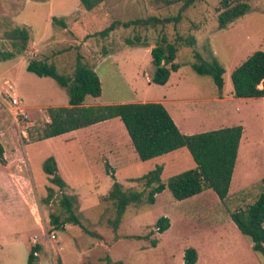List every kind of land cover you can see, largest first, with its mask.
Wrapping results in <instances>:
<instances>
[{
	"label": "rangeland",
	"instance_id": "374dc122",
	"mask_svg": "<svg viewBox=\"0 0 264 264\" xmlns=\"http://www.w3.org/2000/svg\"><path fill=\"white\" fill-rule=\"evenodd\" d=\"M221 1L198 2L176 26L119 27L103 37L99 32L114 20L170 16L178 12L180 5L165 6L154 0H107L87 10L80 0H0V54L5 56L0 60L1 141L10 159H26L28 146L37 186L33 203L37 217L40 213L46 221L47 235L35 222L28 233L40 236L44 247L37 255L43 264H105L103 258L107 255L125 264H184V251L189 247L198 250L196 264H264V255L253 248L252 239L240 231L230 215L255 202L262 191L264 98L234 97L226 105L241 108L226 109L217 118L218 125L244 126L242 153L239 150L234 170L237 177L233 180L236 182L233 189L239 188L232 191L225 203H219L211 189L177 200L167 188L156 196L154 204L146 201L131 204L114 231L108 223L114 216V204L102 201L114 181L120 182L124 189L143 190V182L133 179L143 177L165 162L162 181L166 183L170 177L195 167L189 150L183 147L157 159L142 161L118 117L103 123L96 132L86 127L54 140L42 139V131L50 121L48 109L63 106L69 93L54 78L41 77L27 69L28 63L36 58L53 62L61 73L73 75L77 57L81 55L101 78L104 99L170 100L168 106L174 114L190 110L191 121L200 122V116L209 112L207 109L193 112L202 108L199 102L234 96L233 70L254 52L264 50V0H248L251 8L225 28L218 21ZM14 26L30 31L29 47L23 53L17 52L5 38V31ZM188 34L196 36L195 46L178 43L179 35ZM163 35L171 42L177 41L175 61L181 65L172 73L167 86L146 82L155 73L152 48ZM135 36H140L147 45L128 43ZM196 51L207 60L216 58L226 68L223 89L209 75L193 68ZM108 54L112 55L102 58ZM14 97L23 102L9 106ZM187 99L194 103L193 110ZM86 100L94 103L96 98L88 96ZM50 155L58 160L60 174L67 183L65 191L79 194L80 216L95 234L74 224H67L61 230L52 229L49 221L52 207L44 198L49 186L58 192L59 187L51 183L44 170V161ZM86 160L91 163L92 172L84 164ZM0 163L6 164V156L5 163L1 160ZM145 191L147 194L149 189ZM162 216L170 218L171 226L164 233L158 230L151 233V238H159L157 246H152L147 238L130 237L148 234ZM3 228L0 223V229ZM15 258L17 264L22 263Z\"/></svg>",
	"mask_w": 264,
	"mask_h": 264
},
{
	"label": "trees",
	"instance_id": "16d2710c",
	"mask_svg": "<svg viewBox=\"0 0 264 264\" xmlns=\"http://www.w3.org/2000/svg\"><path fill=\"white\" fill-rule=\"evenodd\" d=\"M87 10H92L107 0H80ZM202 0H154L156 4L172 6L179 4L176 14L159 17L156 15L130 20H114L110 25L99 32L103 37L119 27H166L178 25L185 13ZM251 5L248 0H222L218 8V21L221 28L227 27L234 19L244 15ZM5 38L14 49L23 53L29 47L30 31L26 27L14 26L5 31ZM134 45L136 43L147 45L140 36L127 40ZM178 43L195 46L197 38L193 34L179 35ZM177 41L171 42L165 35L152 48V62L155 73L150 82L164 85L172 72L180 69L176 62L179 50ZM2 57V58H1ZM5 56H1L0 60ZM196 59L193 68L200 74L209 75L216 85L223 89L225 85L224 74L226 68L215 58L207 60L196 51ZM27 69L38 76L52 77L61 86L68 89L69 105L53 106L48 109L50 121L46 123L42 131V139L55 137L64 133L82 129L101 121L119 117L124 123L132 144L140 160L147 161L161 155L186 147L196 166L185 170L162 181L163 167L148 172L139 179L144 184L143 190L133 188L124 189V186L114 181L109 193L102 197L103 202L110 201L114 204V216L108 220L110 228L117 231L124 220V216L131 204H142L144 201L154 204L156 196L169 189L177 200H185L201 193L205 188H212L220 200H226L232 181V176L238 156V150L244 127L242 125L225 126L219 129L204 131L195 134L183 133L168 109L161 102H124L107 105H84L88 96L99 97L102 94L101 79L93 68L78 55L73 75L61 73L57 65L47 60L32 59ZM233 95L235 97L250 98L264 97V50L254 52L241 65L232 72ZM2 127L0 125V160L5 163V150L1 141ZM44 170L49 175L52 184L59 187H48V195L44 202L52 207L49 213V221L52 229H64L67 224L78 225L87 233L95 234L84 224L81 211V199L77 193L65 191L67 183L61 176L57 159L50 155L44 161ZM113 177L114 173L110 172ZM262 191L257 200L246 208L231 212V218L240 231L249 236L253 241V248L264 255V177L261 180ZM145 189H149L146 194ZM171 226L170 218L162 216L156 221L155 229L146 235H133L137 239L147 238L152 246H157L159 238H151V233L158 230L164 233ZM42 248L41 244L31 246L27 264H39L36 252ZM184 264H196L199 253L195 247H189L184 251ZM105 264H125L121 260H114L110 255L103 258Z\"/></svg>",
	"mask_w": 264,
	"mask_h": 264
},
{
	"label": "crops",
	"instance_id": "0c3cea01",
	"mask_svg": "<svg viewBox=\"0 0 264 264\" xmlns=\"http://www.w3.org/2000/svg\"><path fill=\"white\" fill-rule=\"evenodd\" d=\"M111 55L112 54H108L107 55L108 57L103 56L102 58L106 59V58H109ZM146 82H148L149 84L151 83L149 79L148 80L146 79ZM168 82L166 84H164V86H167ZM101 83H102V81H101ZM103 94H104V90L102 87L101 96L96 97V101L94 103H89V102H87V100H85L84 105L88 106V105H107V104L124 103V102H150V101H135V97H133L131 99H112V98L107 97V99H104ZM234 97L235 96H227V97H223V98H221V97L207 98L204 100V102H202V101L199 102V103H201L202 108H200L198 111H195L192 109L194 103H192L191 99H187L188 100L187 103H191L190 109H192L193 112L199 113L205 109H207L209 112V113H206V114L200 116V122L196 121V123L195 122L193 123L191 121V114L189 112L190 110L187 111L185 109L183 111V113L177 112L176 114H174V111H172L171 108L168 106V103L170 104V100H167V101L163 100L160 102L163 103L165 105V107L168 109L171 116L173 117L176 124L178 125V127L180 128V130L183 133L195 134V133H200V132H204V131H209V130H214V129H219V128L225 127L223 125H218L219 121L217 118L220 117L221 112L225 111L226 109L237 110V109L241 108L240 106L229 107L226 105V103H228L230 101H234L235 100ZM238 98H242V97H238ZM250 98H257V97H250ZM258 98H264V97H258ZM138 100H142V99H138ZM157 102H159V101H157ZM64 105H69L68 100ZM174 108L177 109V107H174ZM115 118H117V117H115ZM113 119L114 118L108 119L105 121H101V122H98L96 124L90 125L88 127H90V129H92L94 132H96L99 128L103 127L102 126L103 123H105L109 120H113ZM234 125H242V124H234ZM226 126H233V125H226ZM74 131H76V130H74ZM125 131L128 134L127 129ZM70 132H72V131H70ZM67 133H69V132H67ZM63 135H66V133L59 135V136H63ZM59 136L50 137L47 139L54 140L55 138H57ZM128 136H129V134H128ZM129 138H130V136H129ZM243 138H244V132H243L242 139H241L240 146H239L240 153H242L241 143L243 141ZM130 140H131V138H130ZM27 147L28 146L25 147V152L27 155L26 159L22 160L19 157H17V158L13 157L10 159L8 157V152L6 150L5 151L6 164L0 163V223H1V225L3 224V226H4L3 229H0V231H1L0 232V255H1L0 256V259H1L0 264H17L15 257H17L20 261H22V263H20V264H27L28 255L30 253L32 243L41 244L42 245L41 249H43L44 245L39 240L40 236L37 234L31 235L30 233H28L30 230V227L32 226L31 223L33 224L35 222V224L39 225L41 227V229L44 231L45 236L47 235L46 221L43 219V223H42L40 221V217L39 216L37 217V214L35 212V205L33 203V201H34L33 200V193H34V190L37 189V186H36L35 177H34L33 172H32V166L29 163V152H28ZM134 150H135V148H134ZM239 150H238V154H239ZM167 154H169V153H167ZM167 154H165V155H167ZM158 157H160V156H158ZM158 157L147 160V161L157 159ZM237 159H238V156H237ZM57 162H58V160H57ZM236 163H237V160H236ZM84 164L87 166V169L91 170V172H92L91 163L86 160L84 162ZM159 165H161L163 167V170H164L166 163L163 162ZM195 166H196V163H195ZM235 167H236V164H235ZM59 170H60V167H59ZM234 170H235V168H234ZM233 176H234V172H233ZM233 176H232V181H231V185H230V189H229V194H228V197L226 198V200L229 197H231L233 190L239 188V187H237V188L233 189L234 185L236 183L234 181L237 177V176H234V177ZM161 177H162V175H161ZM231 186H233L232 189H231ZM208 189L213 190L212 188H205L201 193H199L197 195L203 194L204 192L208 191ZM213 192L216 194V192L214 190H213ZM210 193H212V192H210ZM216 199H217V201H219V203H225L226 202V200L224 202L222 200H220L218 195H217ZM230 215H231V213H230ZM5 228H7V229H5ZM35 236L37 239L36 242H34ZM11 252H12V254H11ZM19 252H21L22 255ZM38 253L39 252H36V255ZM38 259L39 260H37V261H39V264H43L42 258L40 257Z\"/></svg>",
	"mask_w": 264,
	"mask_h": 264
},
{
	"label": "built area",
	"instance_id": "2783aa9c",
	"mask_svg": "<svg viewBox=\"0 0 264 264\" xmlns=\"http://www.w3.org/2000/svg\"><path fill=\"white\" fill-rule=\"evenodd\" d=\"M21 102H23L22 100H21V98H16V97H14L13 99H12V103L10 102L9 103V106H15V105H19V103H21ZM14 116H16V115H14ZM39 217H40V221L43 223V218H42V216H40V213H39ZM53 237H55V235H52ZM37 241V239H36V236H35V238H34V242H36Z\"/></svg>",
	"mask_w": 264,
	"mask_h": 264
},
{
	"label": "water",
	"instance_id": "95a60500",
	"mask_svg": "<svg viewBox=\"0 0 264 264\" xmlns=\"http://www.w3.org/2000/svg\"><path fill=\"white\" fill-rule=\"evenodd\" d=\"M37 260H39V259H37Z\"/></svg>",
	"mask_w": 264,
	"mask_h": 264
}]
</instances>
